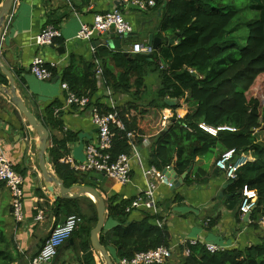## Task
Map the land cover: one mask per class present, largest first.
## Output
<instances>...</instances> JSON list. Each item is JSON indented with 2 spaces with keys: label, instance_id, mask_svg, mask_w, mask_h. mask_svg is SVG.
Returning <instances> with one entry per match:
<instances>
[{
  "label": "trees",
  "instance_id": "1",
  "mask_svg": "<svg viewBox=\"0 0 264 264\" xmlns=\"http://www.w3.org/2000/svg\"><path fill=\"white\" fill-rule=\"evenodd\" d=\"M154 1L156 11L161 10L158 27L162 39L154 54L113 53L109 47L100 46L93 62L86 64L84 69H80L75 56H71L70 64L62 71V81L78 96L95 95L98 61L103 68L106 87L141 100L149 92L145 77L149 72L159 73L161 87L156 92L157 99L149 105L130 103L127 108L113 109L97 104L101 113L117 112L125 125V130L112 127L115 133L113 157L130 153L128 132L136 134L137 144L144 136L153 137L150 166L163 171L175 161L174 168L179 175L194 165L196 156L216 151L221 155L232 149L238 153L251 150L254 161L239 170L238 179L231 187L239 197L244 185L257 190L258 207L252 219L260 220L264 218V92L258 97L251 92L264 76V0ZM162 60L166 69L160 67ZM45 67L55 76L59 75L57 68L49 64ZM168 97L179 103L172 108L174 117L169 130L163 134L164 128L151 126L144 121L143 114L169 108L164 102ZM52 112L49 110L50 116ZM52 123L55 128H62L61 122L54 120ZM200 123L217 129L218 134L207 133L199 127ZM71 138H54L49 149L56 174L68 188L81 185L97 189L98 173L76 172L62 162L70 152L67 143ZM201 171L190 173L185 183L205 181L206 178L201 179L205 176ZM133 198L122 199L116 195L106 200L108 220L113 221L115 227L101 235V242L119 259L161 246L169 247L167 229L154 222L157 215L143 211L141 220L131 219L135 213L128 212L127 208ZM57 207L67 213L66 218L69 215L82 217L84 222L73 235L79 232L88 242L97 223V213L91 219L80 215L78 199H59ZM84 245L87 250L88 244ZM185 249L189 256L183 264H264V243L244 251L211 253L205 245L190 243ZM15 259L9 241L0 233V264H11ZM86 264H96L92 253L86 256Z\"/></svg>",
  "mask_w": 264,
  "mask_h": 264
},
{
  "label": "crops",
  "instance_id": "2",
  "mask_svg": "<svg viewBox=\"0 0 264 264\" xmlns=\"http://www.w3.org/2000/svg\"><path fill=\"white\" fill-rule=\"evenodd\" d=\"M3 1L0 0V5ZM113 6L124 8V4L119 0L112 2L109 0H16L7 19L0 44V56L17 80L18 95L50 130V148L53 146L54 138L63 140L72 137L67 146L70 150L69 154L73 157L74 149L80 144V135L85 136V146L98 142V129L93 123L92 112L68 107L65 92L61 87L62 78L56 82L54 81L56 77L52 80H39L30 70L31 63L38 56L46 63L64 61L58 71V74L62 75V71L70 64L71 56H75L77 66L84 69L86 64L93 62L96 49L100 46L109 47L113 53H126L136 43L149 44L150 35H154L162 42L158 27L161 10L156 11V8H152L148 13H140L136 9L130 10L128 17L135 25L134 36L126 38L120 49H112L107 44H103L114 32L105 36L99 35L90 42L77 39L83 23L91 24L94 15L105 13ZM46 26H54L61 32V37L53 44L54 47H42L35 43V37ZM116 39L123 38L116 36ZM161 62L164 63L163 60ZM103 82L102 86L98 84L97 93L100 96L106 88L105 81ZM0 84L4 87L10 85L8 77L1 70ZM145 85L149 92L141 100H136L129 94L114 92L113 102L104 100L102 104L112 108L113 105L124 108L130 103L147 106L157 99L156 92L161 87L159 73L149 72L145 77ZM158 102L162 103L163 100ZM176 102L179 103L178 100ZM49 110L53 111L51 113L53 116L49 115ZM173 113L171 107H162L154 114H143V116L146 117L144 121H148L151 126H162L165 130L173 119ZM54 120L61 122L62 128H55L52 123ZM152 139L153 137L144 136L142 142L138 143L141 160L134 164L130 185L123 187L105 175L96 174L97 189L106 200L116 195L122 199H129L146 190L147 181L143 170L151 167L149 159L154 143ZM38 145L39 138L28 125L25 117L11 99L0 91V153H5L16 172L24 177L26 191L25 220L19 223L12 214L11 192L5 184L0 183V233H3L9 241L16 258L11 264H30L32 258L45 244L51 230L62 223L67 216L66 212L63 213L57 207V201L61 198L55 199L45 187L42 172L38 167ZM251 156V161H254L253 151ZM219 157L220 151H216L194 158L195 163L186 172L187 176L195 170H203L204 172H201L205 173V176L201 179L206 178L205 181L187 184L186 176L175 188L163 183L158 184L156 198L159 213L154 222L159 227L165 226L169 233V248L172 250L169 264L184 263L185 248L188 243L201 245L210 243L219 246L221 251H244L264 243V229L259 225V220L252 219L253 213L247 218V215L239 212L238 192L234 191L231 187L232 183L227 181L216 168ZM174 163L163 170L170 174L173 183L184 175L176 172ZM50 164L55 172L51 158ZM55 191V194L59 195L57 187ZM91 200L88 196L78 198V205L87 212L88 219L93 217L96 210ZM40 211L43 212L44 219L37 221ZM142 212L135 211L131 219L141 220ZM114 227V222L107 217L105 226L107 233ZM84 239L85 236L77 232L61 247L57 257L48 264H86V256L91 253L96 264H103L94 252L90 240L85 242ZM85 243L88 244L87 250ZM108 253L114 264H120V259L110 247Z\"/></svg>",
  "mask_w": 264,
  "mask_h": 264
},
{
  "label": "built area",
  "instance_id": "3",
  "mask_svg": "<svg viewBox=\"0 0 264 264\" xmlns=\"http://www.w3.org/2000/svg\"><path fill=\"white\" fill-rule=\"evenodd\" d=\"M114 1V0H109ZM124 4V8L113 6L111 9L102 14L94 15L91 24L83 23L81 30L77 35L78 40L93 41L99 35H107L114 32L115 36L124 38L126 35L133 34L135 31L134 23L129 19L128 15L131 9H136L140 13H148L155 7L154 0H119ZM77 14V13H76ZM61 37V32L54 26H46L35 37V43L38 46L48 47L54 44V41ZM154 46L144 43H136L127 53L145 54L151 56L155 53ZM49 64L59 71L64 61L46 63L40 56L34 58L31 63L30 70L39 80H52L55 76L52 71L48 70L45 65ZM96 79L98 84L102 86L105 81L103 68L96 61ZM160 67L166 69L167 66L160 61ZM61 78V74L58 75ZM62 90L65 92L66 103L68 107H75L80 110H90L92 112L93 123L98 129V142L89 143L84 148L85 162L80 163L74 159L71 154L63 158V162L70 165L76 172H95L105 175L114 180L117 184L125 187L132 183L134 164L141 160L138 153V144L136 143V134L128 132L127 137L131 145V151L128 154H121L113 157V138L115 133L112 127L115 126L121 130H125V125L118 118L117 112L101 113L97 106L98 103L106 100L113 102L114 91L108 87L104 89V93L100 96L96 93L93 96H78L71 91L68 83L61 82ZM112 108V107H111ZM113 105V109H116ZM174 117V113L172 114ZM199 127L207 133L215 136L217 129L208 126L206 123H200ZM251 150L247 152L228 150L220 155L216 161V168L223 174L229 182L238 179L239 170L248 164L251 158ZM137 161V162H136ZM147 181V188L142 193L134 196L132 204L127 208L128 212L144 211L157 215L159 213L156 191L159 183L173 187V182L169 179L164 171H159L155 167L143 170ZM0 183L5 184L12 196V214L17 222L22 223L25 220V179L13 167L9 157L5 153H0ZM258 192L249 185H244L240 195L239 212L242 215H251L258 207ZM128 199V198H124ZM44 219L43 212L40 211L37 221ZM83 219L79 215H69L62 223L58 224L51 230V233L45 244L37 255L32 258L30 264H48L51 263L58 255L61 247L71 239L75 231L83 224ZM259 225L264 229V218L259 220ZM195 244V243H193ZM208 251L216 253L221 251L217 245L210 243L205 244ZM185 256H189V251L185 250ZM172 258V250L167 246H161L149 251L137 252L131 258L120 259V264H169Z\"/></svg>",
  "mask_w": 264,
  "mask_h": 264
},
{
  "label": "water",
  "instance_id": "4",
  "mask_svg": "<svg viewBox=\"0 0 264 264\" xmlns=\"http://www.w3.org/2000/svg\"><path fill=\"white\" fill-rule=\"evenodd\" d=\"M16 0H4L0 5V44L2 41V37L6 28L7 19L10 16L14 4ZM134 36L133 34L126 35L122 40L116 39L115 34L108 37V39L103 43L110 46L112 49H120L124 44V40L126 38H130ZM173 43V40L170 41ZM161 40L159 38L154 37V35L149 36V44L154 46L155 50H157L160 46ZM100 44V43H99ZM54 47V45H52ZM126 54H128L126 52ZM0 70L6 75L9 79V87H4L0 84V91L7 95L12 103L18 108L20 113L25 117L28 125L33 129L34 133L39 138V145L37 148L38 151V159H39V169L42 172L43 181L46 189L51 195H54L55 199H67V200H75L82 196H88L92 199L96 211H97V223L95 227L91 230L90 242L94 252L98 255V257L102 260L103 264H114L113 259L108 253V249L101 242V235L107 233V229L105 228L108 211H107V203L104 196L98 191V189L92 186H81L74 185L70 188L66 187L64 181L57 177L50 164V156L49 149L51 146V134L48 127L43 123L33 112L28 108L26 103L23 101L21 96L18 95L17 92V80L12 74V72L7 68L4 64L1 56H0ZM59 77H56L54 81H58ZM165 103L173 108L177 105L176 99H166ZM176 121V119H174ZM166 128L163 131V134L168 131ZM84 137L80 135V144L74 149V157L77 161L84 163L86 158L84 155ZM164 174L170 178V174L164 171ZM187 176V173L183 175L182 178H178L175 183H173V188L179 186V182H183V179ZM177 185V186H176ZM56 187L59 189V195L55 194ZM250 215H247L249 218ZM168 236L169 233L167 232Z\"/></svg>",
  "mask_w": 264,
  "mask_h": 264
},
{
  "label": "rangeland",
  "instance_id": "5",
  "mask_svg": "<svg viewBox=\"0 0 264 264\" xmlns=\"http://www.w3.org/2000/svg\"><path fill=\"white\" fill-rule=\"evenodd\" d=\"M248 2V1H246ZM264 92V76H262L256 83V86L254 87L253 91L251 92V95H254L255 97L261 96V94H263ZM102 175V174H101ZM80 209V215H83L85 217H87V212L82 208L79 207ZM95 210V209H94ZM96 210L93 213V217L96 215Z\"/></svg>",
  "mask_w": 264,
  "mask_h": 264
}]
</instances>
